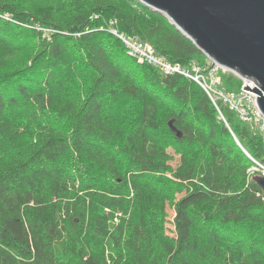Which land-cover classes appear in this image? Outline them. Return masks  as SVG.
Listing matches in <instances>:
<instances>
[{
    "label": "trees",
    "instance_id": "1",
    "mask_svg": "<svg viewBox=\"0 0 264 264\" xmlns=\"http://www.w3.org/2000/svg\"><path fill=\"white\" fill-rule=\"evenodd\" d=\"M114 30L210 61L140 0H0V264H264L263 136Z\"/></svg>",
    "mask_w": 264,
    "mask_h": 264
},
{
    "label": "water",
    "instance_id": "2",
    "mask_svg": "<svg viewBox=\"0 0 264 264\" xmlns=\"http://www.w3.org/2000/svg\"><path fill=\"white\" fill-rule=\"evenodd\" d=\"M167 15L215 64L256 81L264 113V0H140ZM176 135L182 131L170 122ZM256 180L264 188V176Z\"/></svg>",
    "mask_w": 264,
    "mask_h": 264
},
{
    "label": "built area",
    "instance_id": "3",
    "mask_svg": "<svg viewBox=\"0 0 264 264\" xmlns=\"http://www.w3.org/2000/svg\"><path fill=\"white\" fill-rule=\"evenodd\" d=\"M125 43L129 55L135 56L141 62H148L159 67L166 74H179L198 83L208 94L215 106L220 112V116L224 119L219 103L227 104L230 109L237 112L240 119L248 123L254 130L260 132L264 139V113L260 109L257 102V94L255 91L248 90L246 87L250 85L253 89L260 86L256 81L243 77L233 72L242 80L239 90L229 91L225 88L221 78L222 68H226L219 64L214 65V61L210 59V65H201L198 62H191L188 65H181L158 55L153 46L144 42L140 38L132 35L113 31ZM261 87V86H260ZM250 171L259 172L264 175V164L255 161Z\"/></svg>",
    "mask_w": 264,
    "mask_h": 264
},
{
    "label": "rangeland",
    "instance_id": "4",
    "mask_svg": "<svg viewBox=\"0 0 264 264\" xmlns=\"http://www.w3.org/2000/svg\"><path fill=\"white\" fill-rule=\"evenodd\" d=\"M167 16V15H166ZM168 17V16H167ZM169 18V17H168ZM192 40V39H191ZM193 41V40H192ZM208 65H210V62L208 61ZM221 72L222 73H233L232 72V70L231 69H228V68H222V70H221ZM257 87L258 88H260L261 90H262V88L259 86V85H257ZM178 159H179V157L177 156L176 157V160H174L173 161V164H177L178 163ZM168 213H169V217L172 219L173 217H174V210H173V208H171V207H168ZM169 225V227H171V223H169L168 224Z\"/></svg>",
    "mask_w": 264,
    "mask_h": 264
},
{
    "label": "bare ground",
    "instance_id": "5",
    "mask_svg": "<svg viewBox=\"0 0 264 264\" xmlns=\"http://www.w3.org/2000/svg\"><path fill=\"white\" fill-rule=\"evenodd\" d=\"M256 94L258 95V93L256 92ZM258 176H264V175H262L261 173H260V175H258Z\"/></svg>",
    "mask_w": 264,
    "mask_h": 264
}]
</instances>
